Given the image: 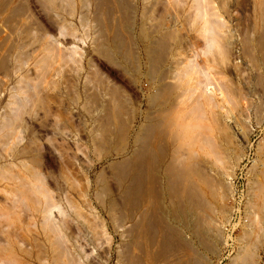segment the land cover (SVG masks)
Here are the masks:
<instances>
[{"label": "rangeland", "instance_id": "obj_1", "mask_svg": "<svg viewBox=\"0 0 264 264\" xmlns=\"http://www.w3.org/2000/svg\"><path fill=\"white\" fill-rule=\"evenodd\" d=\"M124 2L132 4L128 11L137 27L149 23L147 35L138 36L135 32L131 37L134 42H129L138 58L134 60L138 63L136 66L131 59L127 61L115 51H110L111 59L98 50L99 39L111 49L106 44L114 33L107 29L101 32L108 21L102 19L100 25L95 21L96 6L92 0L87 3L70 0V6L63 4L67 10L57 12L46 10L40 0L25 1L23 22L19 19V23L30 21L33 28L40 27L39 31L35 29L33 36H39L41 29L57 36L61 43L53 44L52 54H42L39 43L31 40L32 43L29 38L30 43L26 42L18 55L10 49L9 43L17 41L19 33L8 25L0 29L3 40L0 53L6 64L0 67V264H115L116 250L122 240L119 229L127 208L121 201L112 163L125 159L131 152L115 153L125 147L121 128L131 123L133 117L138 123L150 110H162L165 106L166 110L168 107L172 110L175 98L180 104L178 108L185 104L195 107L198 123L202 125L200 133L208 146L205 147L206 158L211 157L219 171L227 170V174L220 172L222 175H218L222 181L230 183L233 191V196L225 200L231 214L229 211L225 216L221 211L218 214L224 218H221L223 238L218 239L213 231H206L204 227L201 242L204 245L194 242L198 253L212 264H242L237 254L245 247L256 253L247 259L249 264H264V0H196L215 14L221 31L214 48L204 45L206 41L198 30L201 23L190 15L189 7L194 5V0ZM159 35L163 36L169 50L159 70L164 73L162 78H166L162 81L170 85L171 93L154 103L150 94L156 92V85H152L155 78L148 72L151 66L145 47L150 39L161 37ZM227 35L231 48L226 49ZM258 39H262L261 43ZM224 49L227 54L230 50L228 62L223 60ZM190 65L196 70L188 73ZM189 82L195 87L198 84L197 88L188 89ZM218 117L224 130L216 126ZM132 130L127 134L128 147ZM172 141L169 135L162 142L170 145L178 142ZM35 155L40 158L37 164L33 160ZM262 160L263 163L259 162ZM90 166L92 201L83 196L89 189L86 168ZM34 169L40 171V180L33 177ZM94 189L100 192L99 200L94 196ZM223 189L226 190L225 186ZM57 201L59 206L53 209L51 205H56ZM48 208L52 211L49 219L45 216ZM244 222H248L250 229L245 235L242 233ZM112 242L110 261L108 249Z\"/></svg>", "mask_w": 264, "mask_h": 264}, {"label": "bare ground", "instance_id": "obj_2", "mask_svg": "<svg viewBox=\"0 0 264 264\" xmlns=\"http://www.w3.org/2000/svg\"><path fill=\"white\" fill-rule=\"evenodd\" d=\"M25 1L24 0H17L18 3H15L14 0H0V20L2 19V22L0 23V29L2 30L3 26L8 25L9 27H12V29H14L16 32L19 33V35L16 36V38L19 36L17 41L13 40L14 42L9 43L10 49L12 51H14L15 53H17L18 55L21 53V50L24 48V46H26L25 45L26 42L30 43L31 40L37 41L39 43V49L41 50L42 54H43V52H45V54H50L53 50V44L61 43V42H59V40L56 38L57 36H54L50 32H48L49 30L46 31L47 29H45V30L41 29L39 36H37V37L33 36V34L36 32L35 29L39 31L40 27H39V29L33 28V24L30 21H27L26 19L25 20L27 22L22 23L23 22V20L21 19L22 13L26 9L25 8ZM40 1L44 5V7H46V10H49V11L53 10L54 12H57L58 10L61 11L64 8L67 10V8L65 6L63 7V4H66L68 6H70L72 4V3L70 4V0H40ZM85 1L87 3V0H85ZM92 1L95 2L94 4L96 6L94 8L95 9V13H94L95 14V21H99L98 22L99 25H100V21L103 22L102 19H106L108 21L107 25L104 26L105 28L102 27V25L100 26V29H101V27L103 28L101 32H106L104 30L107 29V30L111 31L112 33H114L112 39H109L110 37L107 36V39H109V41L106 45L111 46V49L109 50L107 47H105V45H104L105 41L99 39L98 42L96 41L98 43L97 44L98 50L103 51L104 52L103 54H106L110 58H111V56H110L111 52L110 51H115L118 54L124 55L126 60H127V58L131 59L134 62V65L136 66L138 63L135 61H137L138 58H136L137 55H135V53H133L132 49L129 47V42H131V41L134 42V40H131L132 39L131 37H133V33H135V32L138 33V36L141 33L142 34L146 33V35H147V31L150 30L147 26V24H149V23H147V22L143 23V24L141 23V25H139L137 27L136 23H134L132 20L133 17H131V15L129 14V11L131 8V6H129V5L131 3L128 5L127 3L124 2V0H92ZM194 1H195L194 5H191V7H189V12L191 13L190 15H193L192 18H194V19L196 18L201 23L198 30H199V33L203 35V37L206 41V44H204V45L210 46V48H214L213 46L218 43V37L217 36H218L219 32L221 31L217 25V20L215 21V14L213 12L211 13V11L207 9V6H205L203 2L196 3V0H194ZM128 3H129V1H128ZM133 5H135V4H133ZM153 6H154V4H153ZM88 7H89V5H88ZM132 8H134V6ZM135 9H136V7H135ZM263 10H264V8H263ZM71 12H72V10H71ZM54 14H56V13H54ZM209 14H212L213 18L211 16H209ZM68 15H71V14H68ZM132 15H133V12H132ZM91 18H92V16H91ZM19 19L22 20L21 23H19ZM56 19H57V17H56ZM191 19L189 21H191ZM57 20H59V19H57ZM66 24H67V22H66ZM66 24H65V26H66ZM181 24H180V27H181ZM93 26H95V25H93ZM221 26H223V25H221ZM59 27H60V29H62V26L59 25ZM94 29H95V27H94ZM146 29H148V30L146 31ZM1 30H0V46H1V43L3 42L2 38H1V35H2ZM217 30H218V32H216ZM125 31L127 32L126 35H124ZM222 31H224V34L226 35L225 30H222ZM152 32L155 33V31H152ZM58 34H60V33H58ZM99 34H100V31H99ZM99 34H97V35H99ZM3 35H5V34H3ZM150 36H151V34H150ZM159 36H161V37H154V36H153L154 38L151 37L152 39H150L148 44L146 45V47H148V48L145 47V50H146L145 54L148 57L149 64H150L149 66H151L150 70L148 72H149V74L153 75L152 77L155 78L153 80L154 83L152 82L153 83L152 85H154V84L156 85V92L155 93L152 92L153 94L152 93L150 94V99H151V101H154V103L156 101L161 102V99L165 98L166 94L168 92H170V85L166 84L165 81H162L166 77L162 78V75L164 73L161 74V69L159 70V65L161 64V66H162L163 62L165 61V58L168 57L167 53L169 50L167 51L168 46L166 45V42H165L163 36L162 35H159ZM104 37H105V35H104ZM29 38H30V41L27 40ZM225 38H228V40H225ZM225 38H224V40L227 42L224 43V46L227 49L230 47L231 44L229 42L230 40H229L228 35ZM165 39H166V37H165ZM61 40H62V38H61ZM139 40H140V38H139ZM144 40H145V38H144ZM257 41L259 43H261L262 39H258ZM31 42L33 43V41H31ZM63 42L65 43L66 41L64 40ZM262 44H264L263 41H262ZM74 47L75 46H73L72 48H74ZM205 50H206V48H205ZM10 51H7V52H10ZM225 51L226 50L224 49L223 60L225 59L228 62L230 55H231L230 50H229V54H227ZM254 52H256L255 49H254ZM145 54H144V56H145ZM3 56H5V55H3ZM190 59H192V58L190 57ZM4 63H5V60L3 59V57H1V53H0V67H2V66L5 67L6 64L4 65ZM146 63H148V62H146ZM190 63H192V62H190ZM179 65L181 66V64H179ZM194 65H190L191 67L188 66L189 67L188 73L192 72L194 70V68H195ZM149 66H148V68H149ZM173 66L176 67V65H173ZM167 67H169V66H167ZM177 69H179V68H177ZM136 70L138 72L137 68H136ZM195 70H196V68H195ZM205 70H204V72H205ZM184 72H185V70H184ZM197 73H198V71H197ZM167 76H168V74H167ZM192 79L193 78L191 77L190 81H192ZM202 82H204V80ZM198 83L201 84V82H198ZM188 85H189L188 89L194 90L197 88L198 84L195 87V85L193 83L190 84V82H189ZM211 86H212V84H211ZM204 87L205 86H203V89H204ZM153 88H155V86ZM211 88H213V87H211ZM208 89H210V88H208ZM222 94H223V92H222ZM168 95H170V94H168ZM216 96H217V94H216ZM201 97L203 98V96H201ZM208 98H209V96H208ZM173 101H171V102H173L171 104V106H173L172 110H170V107H168V110H166V106H165V108H162V110H161V108L160 109L157 108V110L154 109L155 111H153V112H150L151 111L150 110L149 112L143 114V119L141 118V121H139L138 123L134 122L135 117H133V119L130 120L131 123H129V124H127L121 128V130H123L121 133V138L124 139L126 142L122 139L121 140L124 141L125 147L122 146L121 149L118 150L119 152H115V153H117V155H122L128 151H131V152L128 153L129 155L126 156L125 159L112 163V165L116 171L114 174L116 177V181L118 182L117 183L118 189L120 190V195L123 199L121 201L124 202V204L127 208V212L124 215V217L122 218L123 220H122L121 226H120L121 229H119L120 230L119 233L121 235L120 237L122 238V240L119 243V245H118L119 247L116 250L117 261L115 264H210L211 262H207V260H205L204 256L199 254L200 252H199V250L197 251V248L195 247L194 242L199 241L201 243L202 240H204L203 239L204 227H205L206 231H208V229L210 230L211 233L213 231L214 234H216L219 237L218 239L223 238L222 219H224V218L221 217L222 218L221 219L218 216V214L221 211L220 214H222V216H225V214H227L226 213L227 211H229V213L231 212L230 206L226 204L225 200H226V198L229 199L230 196H233V194H232L233 191H232V187H231L230 183L228 184V182L222 181L221 178L219 177L218 173L220 175H222L220 172H223V175H224L225 173L227 174V172H226L227 170L226 171L225 170L219 171V168H215L216 167L214 165L215 162H213V160L210 159L211 157L209 159H207L208 158V156H207V158H206V153H208V151H206L207 149L205 150V147H208V146L206 144H204L205 140L203 139V136L200 133V127H202V125H201V123L200 124L198 123L199 120L195 114V110H194L195 107L193 105L187 106L185 104L184 107L181 108V106H180V108H178L177 106L180 104H177V102H179V101H177V98H175ZM116 102H117V98H116ZM204 102H206V101H204ZM103 103H105V102H103ZM157 103H159V102H157ZM169 103H170V101H169ZM160 105L161 104H159V107H160ZM153 106H152V108H153ZM157 106H158V104H157ZM157 106H155V108ZM128 111H126V113ZM111 112H112V110H111ZM215 116L216 115H214V117ZM116 119H118V118H116ZM215 122H217V125L216 124L215 125L219 126V128L221 130L225 129L222 126L223 124L221 123L222 120L220 117H218V119H216ZM101 123H102V121H101ZM213 123H214V121H213ZM241 127H242L241 128L242 131H244L247 135V131L244 130L243 126H241ZM131 129H133L132 130L133 131L132 132V140H131V145H129L130 147H128V144H127L128 136H127V134L130 133ZM206 134H208V133H206ZM169 135H171L173 137V141L175 140L176 142L177 141L178 142L175 143L172 141L174 143L173 145H170L168 142L163 143L162 141L166 138V136H169ZM211 136H213V135L211 134ZM215 142H216V140H215ZM228 145H229V143H228ZM118 146H120V145H118ZM220 146H222V145H220ZM232 146H233V144H232ZM210 152H209V154H210ZM212 155L213 154H210V156H212ZM98 156L100 157L101 154L100 155L98 154ZM217 159H218V157H215V161ZM33 160L37 164V163H39L40 158H39V156H36L33 158ZM212 162H213V164H212ZM259 162L263 163V160L259 161ZM224 164H226V163H224ZM91 167L92 166L86 168V171L88 173V180H89L88 182L90 184H89V189H87V191H85L83 193V196H84V198L86 196H88V198L92 201L91 192H90L92 189V178L90 177V173H89ZM220 169H222V168H220ZM34 170H32V172L34 173L33 177H35V179L40 180V178H41L40 171L37 172V170H35V171ZM231 174H233V172ZM231 174L229 173V175H231ZM101 177H102L101 179H103L102 175H101ZM98 180H97V183H98ZM224 186H225L226 190L223 189ZM257 186L259 187V185H257ZM251 189H252V187H251ZM63 190L65 192V188H63ZM94 190H93L94 196H95V198H97L99 200L100 192L98 189H94ZM255 191H256V189H255ZM255 194H256V192H255ZM102 195H103V193H102ZM101 201H103V199ZM58 203H59L58 201H57V204L54 202V204H56V205H51V207L54 206L53 209L57 208L56 206H59ZM109 203L111 204V206L115 205V204H113L112 201H110ZM89 204H90V202H89ZM262 204H264V203H262ZM102 205H104V208H107V206L103 202H102ZM255 207H257V206H255ZM111 208H109V209H111ZM48 209L45 210V216L47 219H49L50 214H52V211L50 209L49 210ZM48 214H49V216L47 217ZM115 219H117V218H115ZM225 219L229 220L228 216H226ZM247 226L249 227L248 222L242 223V227H243L242 233L243 234L248 233L249 228H247ZM120 227H118V228H120ZM217 236H216V238H217ZM247 238H248V236H247ZM207 240H208V238H207ZM240 241H242V239L241 240L239 239V242ZM199 242H197V243H199ZM200 243H199V245H200ZM202 245H204V244H202ZM245 245H246V243H245ZM254 245H256V242ZM214 246H215V244H214ZM247 247L249 249L250 246H247ZM207 249L208 248H206V250ZM108 250H109L108 251V255H109L108 258L110 260L112 255H113V242L110 245V248ZM209 252H211V251H209ZM211 253L213 254V252H211ZM254 255H256V253L254 251H252V250L250 251V250L245 249V247H241L240 251H238V254H237L238 258L237 259L238 260L241 259L242 264H249V261L247 259L253 258ZM256 261H258V260H256ZM250 264H252V263H250Z\"/></svg>", "mask_w": 264, "mask_h": 264}]
</instances>
